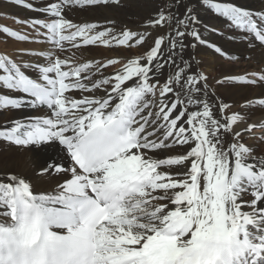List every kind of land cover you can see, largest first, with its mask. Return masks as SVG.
<instances>
[{"label": "snow or ice", "instance_id": "6c2138e0", "mask_svg": "<svg viewBox=\"0 0 264 264\" xmlns=\"http://www.w3.org/2000/svg\"><path fill=\"white\" fill-rule=\"evenodd\" d=\"M9 3L37 16L0 33L49 47L0 53V112L40 113L0 125V151L31 153L0 164V264H264V91L217 95L264 89V7L200 0L262 58L210 82L198 46L238 57L204 37L217 29L194 0H156L119 29L68 16L124 0ZM89 47L117 55L86 59Z\"/></svg>", "mask_w": 264, "mask_h": 264}, {"label": "bare ground", "instance_id": "6f19581e", "mask_svg": "<svg viewBox=\"0 0 264 264\" xmlns=\"http://www.w3.org/2000/svg\"><path fill=\"white\" fill-rule=\"evenodd\" d=\"M35 2L41 4L44 0H35ZM155 2L156 0H124L125 6L119 9L75 12L70 13L68 18L72 19L75 23L98 22L101 24L107 19H112L116 21L117 29L125 24L130 28H135L151 13ZM221 2H228V0H221ZM231 2L242 4L253 9L264 7V0H231ZM194 7L196 8V13L201 24H206L209 27L215 28L217 29V33H219L205 32L204 37L221 47L227 56L238 57V59L224 58L215 54L211 49L198 46L194 52L197 59L202 61L201 67L208 74L210 82L213 78H219L225 74L241 75L259 69L262 60L259 51L249 49L246 42L239 39L238 33L227 26L225 19L218 17L210 10L202 7L200 0H194ZM36 16L37 13L17 7L9 3V0H0V27L8 26L10 29L23 32V26L16 23L14 18L19 17L23 20ZM48 47L49 45L44 43L17 42L5 37L3 33H0V53H16L19 49L43 50ZM139 51H143V49ZM77 54L79 55L80 53ZM121 54L123 53L121 52ZM83 55L86 59L105 60L116 56L117 52L104 47H89L83 50ZM25 59H27V57H25ZM113 70L114 69L110 67L107 69V72L111 73ZM261 91H264V89L260 87L240 88L225 86L217 88V95L225 103L239 105L246 97L255 96ZM9 94L18 95L17 93ZM39 114V112L30 109L0 112V125L6 120ZM261 115L262 113L256 111L254 113V118H259ZM0 147H2V145H0ZM30 156L31 153L29 151L14 147H4L3 151H0V164H3L7 170L9 165H14L16 161L24 160ZM11 170L16 171L18 169L12 167ZM33 183L40 190L50 187L51 184L48 180H33Z\"/></svg>", "mask_w": 264, "mask_h": 264}]
</instances>
